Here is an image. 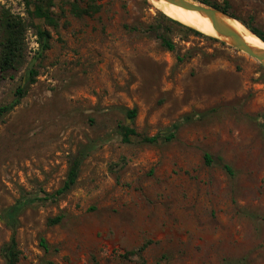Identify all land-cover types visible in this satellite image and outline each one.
I'll return each mask as SVG.
<instances>
[{"label":"rangeland","instance_id":"1","mask_svg":"<svg viewBox=\"0 0 264 264\" xmlns=\"http://www.w3.org/2000/svg\"><path fill=\"white\" fill-rule=\"evenodd\" d=\"M207 1L228 2L264 31V0ZM71 3L92 14H73ZM2 6L29 29L24 65L0 74V107L30 69L38 75L21 103L0 114V264L14 234L17 264H264V67L194 34L167 50L146 31L164 13L150 0H55L57 26L33 18L25 0ZM37 26L50 33L43 53ZM205 111L171 141L120 135L126 124L167 134ZM87 146L74 188L37 200L63 185Z\"/></svg>","mask_w":264,"mask_h":264},{"label":"trees","instance_id":"2","mask_svg":"<svg viewBox=\"0 0 264 264\" xmlns=\"http://www.w3.org/2000/svg\"><path fill=\"white\" fill-rule=\"evenodd\" d=\"M204 3L213 5L216 8H219L233 17L238 18L233 13L229 11L230 5L228 2L225 3L224 6L218 4H212L207 0H201ZM27 5L30 7L33 5V9L29 11L33 18L43 19L45 23L57 26L58 23L54 17V11L52 7L55 6V0H38V1H30L25 0ZM31 8V7H30ZM71 12L77 16H84L92 14V6L91 7H81L77 3H71ZM94 12V11H93ZM241 20L249 29L259 36L264 41V31L261 29L250 25L249 23ZM29 29V23L20 15L14 14L10 8L5 6L1 7L0 10V74L5 75L9 72L18 71L25 63L26 55H27V32ZM37 35L39 36V40L41 42V53L50 48V33L46 29L41 27H36ZM135 29H137L135 27ZM146 31L152 34L157 40L160 41V44L169 51L177 52L178 42L176 40L177 37L182 39L186 35L194 34L201 37H206L212 40H218L215 37L209 36L202 31L195 29L191 26L184 24L183 22L174 19L165 13H160V15L156 18L155 22L151 23L146 27ZM179 60H184L180 54L178 55ZM37 70L30 69L27 73V77L25 78V83L21 84L15 93V98L12 102L0 107V114H6L11 112L21 103L22 98H24L28 92L30 85L34 84L37 77ZM13 75L14 74H10ZM206 115L205 112H195L193 114H188L183 116L180 119V122L172 127L169 133L167 134H157L154 136L142 135L139 133L134 127L129 124L120 126V135L122 137V141L126 143L132 142V137H140L142 142L145 143H157L160 140L171 141L177 136V130L179 126L185 124L187 122L201 119ZM129 118L132 121H135L137 116V110L131 109L128 111ZM90 152L89 146L82 148L77 152L70 160V166L67 172L66 179L64 180L63 185L54 192H43V197H37L36 199L39 201H51L57 200L63 195L67 194L70 190L74 188L77 184L82 164ZM205 160L207 165L213 164L215 161L211 154L206 153ZM219 165H221L228 173L233 174V169L229 163L224 161L223 158H218L216 161ZM24 200L21 201V203ZM25 205H22L24 208ZM17 208H12L9 210L8 215L10 218L14 219L15 215L20 212ZM63 216L59 215L54 219H51V223H58L62 220ZM43 246L48 249V245L45 240L42 239ZM146 247V244L141 246L139 249L132 251V254H140ZM18 255L19 251L17 250V241L15 234L12 236V240L10 245L7 247V253L5 254V258L7 259V264H17L18 263Z\"/></svg>","mask_w":264,"mask_h":264},{"label":"water","instance_id":"3","mask_svg":"<svg viewBox=\"0 0 264 264\" xmlns=\"http://www.w3.org/2000/svg\"><path fill=\"white\" fill-rule=\"evenodd\" d=\"M150 1L153 2L154 0H150ZM166 1L173 3V4H176L178 6L186 8V9L198 11V12L202 13L203 15H206L211 20V23H212L214 29L218 33V36H213V35H209V34H207V35L215 37L218 40H221L225 43H228L232 47L236 48L237 50L243 52L244 54H246L250 58L257 61L262 67H264V49L254 47L251 44H249L244 39V37L235 28L230 26L228 23H226L221 18V15H229V16L233 17L232 15H230L229 13H227V12H225L219 8L214 7L213 5L204 3L200 0H195V1H198V3H196L193 0H166ZM184 24H186V23H184ZM186 25H188V24H186ZM188 26H191V25H188ZM191 27H193V26H191ZM253 34H255V33H253Z\"/></svg>","mask_w":264,"mask_h":264},{"label":"bare ground","instance_id":"4","mask_svg":"<svg viewBox=\"0 0 264 264\" xmlns=\"http://www.w3.org/2000/svg\"><path fill=\"white\" fill-rule=\"evenodd\" d=\"M195 1V0H193ZM198 3V1H195ZM153 3L158 6L168 16L180 20L194 28L213 36H218L217 31L214 29L211 20L202 13L183 8L176 4L170 3L166 0H154ZM221 18L230 26L235 28L244 39L254 47L264 49V41L253 34L246 25L238 18L229 15H221Z\"/></svg>","mask_w":264,"mask_h":264}]
</instances>
